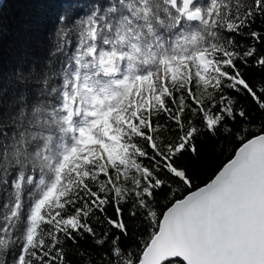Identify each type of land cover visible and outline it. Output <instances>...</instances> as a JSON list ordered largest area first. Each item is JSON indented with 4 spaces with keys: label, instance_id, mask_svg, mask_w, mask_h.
<instances>
[{
    "label": "snow or ice",
    "instance_id": "6c2138e0",
    "mask_svg": "<svg viewBox=\"0 0 264 264\" xmlns=\"http://www.w3.org/2000/svg\"><path fill=\"white\" fill-rule=\"evenodd\" d=\"M55 37L0 64V264H264V0H70Z\"/></svg>",
    "mask_w": 264,
    "mask_h": 264
},
{
    "label": "trees",
    "instance_id": "16d2710c",
    "mask_svg": "<svg viewBox=\"0 0 264 264\" xmlns=\"http://www.w3.org/2000/svg\"><path fill=\"white\" fill-rule=\"evenodd\" d=\"M69 3L70 0L0 1V64L5 74L21 57L47 56L56 39V17ZM250 76L258 78L259 73ZM197 143L200 156L185 159L183 163L189 167L194 184L203 185L227 162L235 145L211 138ZM70 259L75 257L70 255Z\"/></svg>",
    "mask_w": 264,
    "mask_h": 264
},
{
    "label": "rangeland",
    "instance_id": "374dc122",
    "mask_svg": "<svg viewBox=\"0 0 264 264\" xmlns=\"http://www.w3.org/2000/svg\"><path fill=\"white\" fill-rule=\"evenodd\" d=\"M1 1V0H0Z\"/></svg>",
    "mask_w": 264,
    "mask_h": 264
}]
</instances>
